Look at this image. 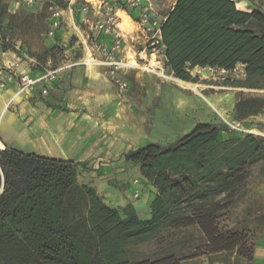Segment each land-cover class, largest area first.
<instances>
[{
    "label": "trees",
    "instance_id": "16d2710c",
    "mask_svg": "<svg viewBox=\"0 0 264 264\" xmlns=\"http://www.w3.org/2000/svg\"><path fill=\"white\" fill-rule=\"evenodd\" d=\"M11 1L0 0V21ZM60 6L67 9L68 3ZM161 36L165 69L175 79L196 83L195 69L231 73L241 66L245 79L233 84L264 90L263 10L242 11L236 0H174ZM134 76L126 79L135 87ZM234 111L239 122L258 117L264 97L240 99ZM226 133V127L198 123L169 146L148 144L124 153L155 190L146 218L132 204L121 210L107 205L94 186L80 183L86 163L0 151V264H182L232 253L251 261L248 237L222 229L220 222L248 168L264 158V139ZM189 228H197L204 242L193 253L130 260L128 246Z\"/></svg>",
    "mask_w": 264,
    "mask_h": 264
},
{
    "label": "rangeland",
    "instance_id": "374dc122",
    "mask_svg": "<svg viewBox=\"0 0 264 264\" xmlns=\"http://www.w3.org/2000/svg\"><path fill=\"white\" fill-rule=\"evenodd\" d=\"M91 1L96 3L100 0ZM106 1L116 3L112 0ZM61 2L60 0H40L32 7L14 0L10 2L9 11L0 21V31L20 45V60L28 62V58H34L42 65L51 61L55 67H58L69 54L74 59L84 57V52H86L84 39L77 28L80 31H87L88 34L87 26L95 22L97 16L94 11L87 15L79 12V15L87 21V26H85L81 20L74 24V16L65 15L58 28L54 29L52 24L54 9ZM236 2L238 8L243 11L250 12L254 9L264 11V0H236ZM153 3L158 15L165 17L173 6L174 0H153ZM132 13L137 17L139 10H134ZM122 18L124 29L130 33L125 54L127 52L132 60L136 56L135 59L140 63L148 64L150 58L147 61H141L137 54L134 55L142 51L144 47L142 41L137 44L133 43L130 38L140 35L138 27L131 18L124 15ZM52 30L55 34L50 37L49 32ZM89 44L90 40H87L86 45L89 46ZM162 60L157 59L159 69L155 70L151 67L148 72L144 73L132 70L138 72L134 76V79H137L134 81L138 83V86L134 87L129 82V89L126 92H120L115 85L112 88L117 98L124 99L126 103L137 102L135 107L139 112L141 111L139 116L146 121L143 128L148 138L147 145L158 143L161 146H169L190 132L198 123L226 127L227 138H243L253 135L258 139H264V113L241 122L235 119V105L240 99L264 97V90L245 89L233 84L235 81L245 79L241 66L231 73L195 69L192 76L196 79V83L184 82V84L166 72L165 63ZM35 69L43 71L40 66H36ZM65 73L59 72L56 79L51 81L48 96L42 100H51L57 93L56 89L59 90L60 84L73 86L72 82L68 83L72 78ZM107 77L110 80L108 75ZM220 114L224 115V118ZM121 158L114 157L110 161L111 164L118 165L116 169L112 168V172L98 173L99 170L94 168L93 161L87 162L85 168L79 169V182L92 184L97 180L101 181L97 190L105 203L121 210L133 201L132 205L137 207L138 213L146 218L149 215V205L154 198L155 190L142 178L138 166L132 163L123 166L126 162L124 159L121 163ZM118 173H125L126 178L117 181L115 176ZM109 178L111 180H108ZM102 188L104 190H101ZM220 227L224 230L238 231L248 237L254 245L251 261L232 253L211 258H193L183 261L182 264H264V243L257 249L260 240H264V158L248 168L236 202L228 215L221 220ZM202 238V233L197 228L182 231L170 229L162 231L150 242L128 246L127 251L132 262L156 259L169 253H175L180 257L187 252V249L192 250L191 253H193L198 246L203 245ZM173 244L175 247L169 248Z\"/></svg>",
    "mask_w": 264,
    "mask_h": 264
},
{
    "label": "crops",
    "instance_id": "0c3cea01",
    "mask_svg": "<svg viewBox=\"0 0 264 264\" xmlns=\"http://www.w3.org/2000/svg\"><path fill=\"white\" fill-rule=\"evenodd\" d=\"M113 1L116 2L115 5H119L125 0ZM79 12L80 10L74 11L73 23L81 20L87 26V21ZM65 15L68 13L65 12ZM122 28L124 29L123 25ZM77 30L86 45L87 31ZM87 60V52L79 59H74L70 54L65 56L61 66L68 67L77 63L76 66L63 70L72 78L68 83L72 82L73 86L60 84L59 90L55 91L56 95L49 101L42 100L45 98L42 90H50L51 82L37 85L30 93L20 94L17 83H11L0 91V116L6 117L0 129V151L9 148L27 155L75 163L87 164L92 160L99 173L112 172V168H117V164L110 163L112 158L122 157V163L124 153L147 145L148 138L143 128L146 121L139 116L141 111L135 107L137 102L126 103L124 99L117 98L112 89L114 85L104 68L94 64L78 65ZM35 67L28 59V62H24L23 70L36 78L43 71L36 70ZM136 73L138 72L130 71L127 75ZM125 164L128 163L123 166ZM115 178L121 181L126 175L118 173ZM100 182L97 180L91 185L97 189ZM3 192L2 187L0 195ZM262 243L264 240H260L257 249Z\"/></svg>",
    "mask_w": 264,
    "mask_h": 264
},
{
    "label": "built area",
    "instance_id": "2783aa9c",
    "mask_svg": "<svg viewBox=\"0 0 264 264\" xmlns=\"http://www.w3.org/2000/svg\"><path fill=\"white\" fill-rule=\"evenodd\" d=\"M20 4L28 7L36 5L40 0H14ZM59 1V0H55ZM68 3L67 9H62L56 6L53 15V27L57 29L63 19L65 12L70 16H74V5L78 0H60ZM80 12L87 15L94 11L97 20L89 23V32L87 40L90 44L86 46L88 55L87 61H83L78 65L89 66L90 64L98 65L105 68L106 72L113 83L120 92H126L129 89V82L126 79L127 74L132 71L148 72L151 67L155 70L160 66L157 59H163L166 62L164 47L162 45L161 27L165 17H161L156 12L153 0H125L119 5L108 3L106 0H100L94 3L91 0H83ZM139 10V15L133 23L136 24L140 32L135 38L130 37L133 43L144 44L142 51L137 54L139 60H146L150 58L148 64L140 63L135 57L129 58L128 53L125 54L127 38L129 32L122 28L123 18L122 14L130 16L129 12ZM131 17V16H130ZM55 32H49V36H54ZM19 53H21L20 45L14 43L10 37L0 31V90L6 89L11 83H17L19 86V93H30L35 90L37 85L41 83H48L56 79L57 74L66 68L77 65L71 64L68 67H55L51 61L45 64L39 63L36 59L28 58L36 66L43 69V73L33 78L30 73L23 70L24 61L18 60ZM12 56V58H11ZM139 62V63H138ZM154 70V71H155ZM48 95V90H42V96Z\"/></svg>",
    "mask_w": 264,
    "mask_h": 264
},
{
    "label": "bare ground",
    "instance_id": "6f19581e",
    "mask_svg": "<svg viewBox=\"0 0 264 264\" xmlns=\"http://www.w3.org/2000/svg\"><path fill=\"white\" fill-rule=\"evenodd\" d=\"M122 15H124V14H122ZM121 15V16H122ZM124 16H126V15H124ZM126 17H128V16H126ZM130 18V17H129ZM126 19V18H125ZM126 21V20H125ZM180 81V80H179ZM181 83H184V82H182V81H180ZM185 84V83H184ZM212 105V104H211ZM213 106V105H212ZM221 115V117L222 118H224V115H222V114H220ZM5 120H6V117L5 116H0V129H1V127L3 126V123L5 122ZM4 121V122H3Z\"/></svg>",
    "mask_w": 264,
    "mask_h": 264
}]
</instances>
